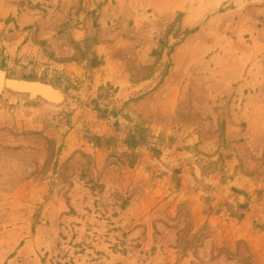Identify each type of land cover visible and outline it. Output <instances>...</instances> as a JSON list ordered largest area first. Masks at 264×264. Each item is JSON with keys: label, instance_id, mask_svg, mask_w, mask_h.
Returning a JSON list of instances; mask_svg holds the SVG:
<instances>
[{"label": "rangeland", "instance_id": "obj_1", "mask_svg": "<svg viewBox=\"0 0 264 264\" xmlns=\"http://www.w3.org/2000/svg\"><path fill=\"white\" fill-rule=\"evenodd\" d=\"M0 264H264V0H0Z\"/></svg>", "mask_w": 264, "mask_h": 264}, {"label": "water", "instance_id": "obj_2", "mask_svg": "<svg viewBox=\"0 0 264 264\" xmlns=\"http://www.w3.org/2000/svg\"><path fill=\"white\" fill-rule=\"evenodd\" d=\"M30 89H32L33 91L44 93L43 89H41L40 87H34V88H30ZM46 95H48V93H46Z\"/></svg>", "mask_w": 264, "mask_h": 264}]
</instances>
